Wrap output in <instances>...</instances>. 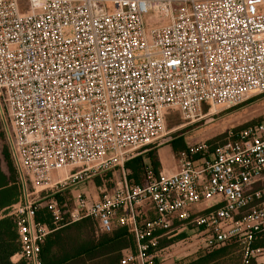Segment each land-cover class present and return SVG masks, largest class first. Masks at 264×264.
<instances>
[{"label": "built area", "instance_id": "built-area-1", "mask_svg": "<svg viewBox=\"0 0 264 264\" xmlns=\"http://www.w3.org/2000/svg\"><path fill=\"white\" fill-rule=\"evenodd\" d=\"M261 93L264 0H0V121L23 187L6 213L14 256L43 264L45 196L119 167L111 192L77 194L70 214L126 227L135 249L120 264H153L160 238L189 229L203 236L198 249L233 242L239 264H264V113L227 131L209 157H190L201 144L175 171L148 169L145 186L124 169L162 135L170 110L193 122L204 105L210 113ZM50 210L57 224L55 201Z\"/></svg>", "mask_w": 264, "mask_h": 264}, {"label": "trees", "instance_id": "trees-1", "mask_svg": "<svg viewBox=\"0 0 264 264\" xmlns=\"http://www.w3.org/2000/svg\"><path fill=\"white\" fill-rule=\"evenodd\" d=\"M206 112H208V107L204 105L203 113ZM258 120L259 118L237 129L253 125ZM2 135L6 147L1 151L2 159L0 158V264H26L23 260H19L16 263H12L10 260V257L19 249V241L15 219L6 213L9 206L23 200V187L3 130ZM225 137L223 140L220 139L221 137L210 140V149L214 148L216 141H220V144L225 143ZM170 146L175 153L182 154L186 151L185 143L181 137H174L170 142ZM144 148L147 151L145 150L131 157L124 163V169L129 181L140 186H145L149 183L148 169L154 175H157L162 167L158 150L153 148L151 144ZM190 157L192 158L193 156ZM2 161L5 164V168L2 165ZM67 196L70 195L66 191L45 196L42 199L43 205L41 204L36 212V219L44 223L50 230L41 243L40 257L42 263L120 264L123 252L135 249V240L132 233L124 226L100 227L97 221L88 216L72 221L70 213L73 207L70 208ZM53 201L60 207L62 215V219L57 224L54 223L50 210V205ZM172 242V239L160 238L155 249L160 250ZM235 249L236 244L233 242L217 248L198 249L194 256L175 264H219L221 260L225 259L231 252H234Z\"/></svg>", "mask_w": 264, "mask_h": 264}, {"label": "rangeland", "instance_id": "rangeland-1", "mask_svg": "<svg viewBox=\"0 0 264 264\" xmlns=\"http://www.w3.org/2000/svg\"><path fill=\"white\" fill-rule=\"evenodd\" d=\"M211 111L210 113L203 114L200 119L193 122L183 119L175 109L168 112L164 119V130L162 135L151 144L153 148L158 150L164 167L173 170L179 169L182 158L190 155V148L201 144H204L205 148L193 155L192 159L196 160L203 156L209 157L214 148L220 145V141H216L214 148L211 150L210 140L217 139V137H221L220 139L223 140L227 131L237 129L247 123L256 121L264 113V93L254 94L242 103L230 107L225 105H214ZM174 137H181L183 139L186 146V151L184 153L181 154L172 151L170 142ZM225 138L227 141V135ZM5 147L6 144L2 135L0 121L1 159V151ZM143 149L146 148L140 147L133 152H140ZM2 165L5 168L3 161ZM120 177L121 170L119 167L100 171L90 170L86 172V174H83L78 180L68 182L66 188L61 191H66L67 194L71 196H67V201L70 202L69 206L71 208L74 206V199L77 194L86 193L92 197L101 196L104 192H111ZM43 203L44 202L41 201L42 205ZM208 203L210 204L211 202L201 203L199 207L204 209L207 207ZM148 206V204L145 205L143 210L148 209ZM167 239H172L173 242L154 254L153 264H175L177 262H182L194 256L199 245L203 243L202 234L195 229H189L187 232L182 230L177 232V234L174 233ZM219 264H238V257L235 252H231L225 259L221 260Z\"/></svg>", "mask_w": 264, "mask_h": 264}, {"label": "crops", "instance_id": "crops-1", "mask_svg": "<svg viewBox=\"0 0 264 264\" xmlns=\"http://www.w3.org/2000/svg\"><path fill=\"white\" fill-rule=\"evenodd\" d=\"M161 159V158H160ZM162 162V161H161ZM161 169L165 170V171H168V172H171V171H175L173 169H170V168H166L162 165ZM149 213H147L149 216L152 215L151 211H148ZM10 260L12 263H16L18 262L20 259H18L17 257L14 256V254L10 257Z\"/></svg>", "mask_w": 264, "mask_h": 264}]
</instances>
